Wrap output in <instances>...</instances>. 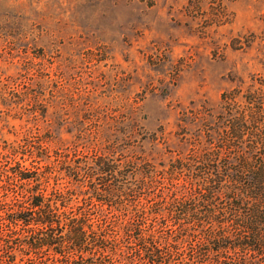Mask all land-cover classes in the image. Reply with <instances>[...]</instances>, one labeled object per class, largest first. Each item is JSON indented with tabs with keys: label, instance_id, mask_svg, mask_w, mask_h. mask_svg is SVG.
Returning <instances> with one entry per match:
<instances>
[{
	"label": "rangeland",
	"instance_id": "rangeland-1",
	"mask_svg": "<svg viewBox=\"0 0 264 264\" xmlns=\"http://www.w3.org/2000/svg\"><path fill=\"white\" fill-rule=\"evenodd\" d=\"M258 93L264 0H0V153L40 141L56 166L154 135L166 163Z\"/></svg>",
	"mask_w": 264,
	"mask_h": 264
},
{
	"label": "trees",
	"instance_id": "trees-1",
	"mask_svg": "<svg viewBox=\"0 0 264 264\" xmlns=\"http://www.w3.org/2000/svg\"><path fill=\"white\" fill-rule=\"evenodd\" d=\"M263 104L166 163L144 155L154 135L56 166L44 142L2 149L0 264H264Z\"/></svg>",
	"mask_w": 264,
	"mask_h": 264
}]
</instances>
